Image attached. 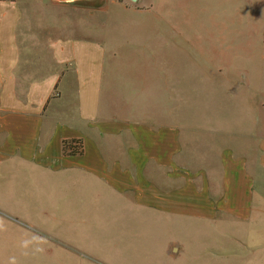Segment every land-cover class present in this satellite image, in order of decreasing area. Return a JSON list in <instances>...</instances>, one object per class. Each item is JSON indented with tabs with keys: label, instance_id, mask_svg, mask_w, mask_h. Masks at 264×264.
I'll return each instance as SVG.
<instances>
[{
	"label": "crops",
	"instance_id": "obj_1",
	"mask_svg": "<svg viewBox=\"0 0 264 264\" xmlns=\"http://www.w3.org/2000/svg\"><path fill=\"white\" fill-rule=\"evenodd\" d=\"M140 4L0 0V211L5 205L27 228L37 221L48 228L53 221L97 217L88 205L85 214L74 212V197L79 206L113 203L119 214L130 202L135 210L145 204L211 218L233 213L234 240L246 230L263 236L261 72L249 66L237 88L211 84L203 91L186 64L172 73L165 64L151 71L109 69L116 49L104 33L97 36L100 21L91 14L109 8L125 17ZM113 15L108 22L121 23ZM226 98L234 102L222 104ZM206 104L216 113L234 106V117L231 108L222 119ZM69 138L80 139V153L62 150ZM52 198L65 208L50 206Z\"/></svg>",
	"mask_w": 264,
	"mask_h": 264
},
{
	"label": "rangeland",
	"instance_id": "obj_2",
	"mask_svg": "<svg viewBox=\"0 0 264 264\" xmlns=\"http://www.w3.org/2000/svg\"><path fill=\"white\" fill-rule=\"evenodd\" d=\"M125 1L141 6L128 10L125 17L122 11L109 8L91 14L94 21H100L97 36L104 33L111 49H116L108 59L109 69L151 71L165 64L167 70L180 72L186 64L192 82L198 78L196 89L203 87L204 91L211 84L219 90L224 85L237 88L251 66L259 69L256 72L262 76L258 81L264 85V0ZM114 13L121 23L108 22ZM78 16V21L85 20ZM151 56L156 60L142 62ZM197 95L192 92V99ZM231 102L226 98L222 104ZM206 105L208 111L222 114V119L232 110L234 117V106H219L216 113L215 106ZM66 190L68 195L73 192ZM20 199L28 203V199ZM73 200L74 212H82L88 205L97 217L77 223L53 221L48 228L37 221L35 227L27 228L4 205L0 211V264H264V234L253 237L248 230H240V242L234 240L233 213L211 218L145 204L135 210L127 202L120 215L113 203L87 200L79 206L77 198ZM49 205L65 208L61 200L58 203L53 198ZM27 207L33 210V202ZM65 241L71 245L64 246Z\"/></svg>",
	"mask_w": 264,
	"mask_h": 264
},
{
	"label": "trees",
	"instance_id": "obj_3",
	"mask_svg": "<svg viewBox=\"0 0 264 264\" xmlns=\"http://www.w3.org/2000/svg\"><path fill=\"white\" fill-rule=\"evenodd\" d=\"M62 150L67 154L80 153L81 142L78 138H69L62 141Z\"/></svg>",
	"mask_w": 264,
	"mask_h": 264
}]
</instances>
